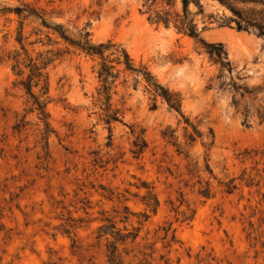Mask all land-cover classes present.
Returning a JSON list of instances; mask_svg holds the SVG:
<instances>
[{"label":"rangeland","instance_id":"374dc122","mask_svg":"<svg viewBox=\"0 0 264 264\" xmlns=\"http://www.w3.org/2000/svg\"><path fill=\"white\" fill-rule=\"evenodd\" d=\"M151 1L0 0L120 44L183 113L130 77L115 88L118 120L107 124L97 61L55 44L39 20L24 21L22 48L19 17L0 14V264H110L113 234L99 236L110 224L137 233L117 242L122 264H264V36L221 25L232 13L216 0H201L203 15L190 4L198 29L207 25L201 36L221 42L233 66L221 90L219 66L192 37L147 20ZM171 3L155 8L182 13L181 0ZM16 51L55 58L44 70L48 126L22 84L28 69L13 70ZM234 82L254 94L242 97Z\"/></svg>","mask_w":264,"mask_h":264},{"label":"trees","instance_id":"16d2710c","mask_svg":"<svg viewBox=\"0 0 264 264\" xmlns=\"http://www.w3.org/2000/svg\"><path fill=\"white\" fill-rule=\"evenodd\" d=\"M220 4L226 6L232 13L231 17L221 18L223 21L221 25L227 26L231 22H235L236 28L239 31H247L256 33L258 36H264V0H216ZM157 0H152L148 5L144 3L145 10L143 14L147 15V20L151 24H162L165 27H174L177 32L184 33L192 37L197 44H199L203 50L208 54L209 59L219 66L220 80L219 89L225 88V75L227 71L232 73L233 66L228 59L227 52L224 45L221 42H208L202 36L201 32L207 29V25L199 30L197 24L193 18L190 17L189 6L194 4L198 8V13L203 15V5L201 0H181L182 13L171 11L169 9H156L155 4ZM167 5H171V0H166ZM250 4L248 7H240L239 4ZM16 14L19 17L20 30L16 37L17 42L24 48L23 37V24L25 20H39L40 24L47 29V35H55V44L63 42L69 47H72L75 51H78L85 56L91 57L97 61L96 74L99 80L100 86L97 90V101L100 103L106 112L105 121L107 124H111L113 121L118 120V111L112 110V96L116 92L115 88L118 84L126 85L130 77L135 82L144 81L145 91L153 94L154 99L159 96L166 101L169 108L174 109L183 116L181 111V100L176 93L171 92L168 88L161 85L152 75L151 71L145 64L137 65L129 52L120 44L107 40L105 42H95L92 38L90 30L82 28L77 33L73 34L70 30L65 28L62 24L49 23L41 13L36 9L29 6L26 3L14 7L3 6L0 7V14ZM209 24L214 20L213 15L208 17ZM24 59L21 58V54L17 51L14 54L9 55V60H13V70L16 74L22 75L24 69L21 68L23 64L29 73L26 80L22 81V84L26 90L29 99L32 102V110H37L39 117L48 126L49 113L47 111V105L49 103L48 97H43L48 93L47 80L48 76L44 72L49 64H51L55 58H43L40 63L37 59L32 58L27 51ZM27 61V62H26ZM238 79H242L243 76L239 72L237 74ZM43 81V91L41 95H36L33 91L35 86H38ZM213 85L210 84V88ZM233 88L242 97L245 95L254 94L253 90L247 88L244 84L233 83ZM233 102L238 105V101L234 98ZM264 119V112L261 114ZM155 199L154 211L158 206V201ZM111 233L114 237V242H111L107 247V256L110 264H122L118 256L117 242L124 243L127 239L134 240L137 233L128 232L121 233L119 230L115 231L114 225H102L99 229V236Z\"/></svg>","mask_w":264,"mask_h":264},{"label":"bare ground","instance_id":"6f19581e","mask_svg":"<svg viewBox=\"0 0 264 264\" xmlns=\"http://www.w3.org/2000/svg\"><path fill=\"white\" fill-rule=\"evenodd\" d=\"M162 50H164V48L162 47ZM158 74L161 75L160 71H158Z\"/></svg>","mask_w":264,"mask_h":264},{"label":"water","instance_id":"95a60500","mask_svg":"<svg viewBox=\"0 0 264 264\" xmlns=\"http://www.w3.org/2000/svg\"><path fill=\"white\" fill-rule=\"evenodd\" d=\"M261 67H258V70L260 69ZM225 109H223V111H224Z\"/></svg>","mask_w":264,"mask_h":264}]
</instances>
